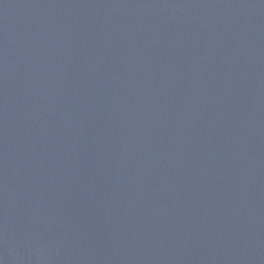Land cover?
I'll return each instance as SVG.
<instances>
[{
	"label": "water",
	"instance_id": "95a60500",
	"mask_svg": "<svg viewBox=\"0 0 264 264\" xmlns=\"http://www.w3.org/2000/svg\"><path fill=\"white\" fill-rule=\"evenodd\" d=\"M0 264H264V0H0Z\"/></svg>",
	"mask_w": 264,
	"mask_h": 264
}]
</instances>
